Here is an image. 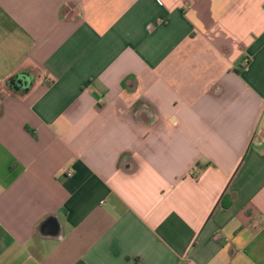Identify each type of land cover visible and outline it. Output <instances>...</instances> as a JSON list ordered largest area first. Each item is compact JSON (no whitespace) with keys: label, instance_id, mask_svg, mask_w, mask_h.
I'll list each match as a JSON object with an SVG mask.
<instances>
[{"label":"crops","instance_id":"obj_1","mask_svg":"<svg viewBox=\"0 0 264 264\" xmlns=\"http://www.w3.org/2000/svg\"><path fill=\"white\" fill-rule=\"evenodd\" d=\"M0 264H264V0H0Z\"/></svg>","mask_w":264,"mask_h":264},{"label":"water","instance_id":"obj_2","mask_svg":"<svg viewBox=\"0 0 264 264\" xmlns=\"http://www.w3.org/2000/svg\"><path fill=\"white\" fill-rule=\"evenodd\" d=\"M18 83H21V81L18 80ZM40 229L42 235L44 236L57 237L59 234V225L57 220L54 218H49L47 221H45Z\"/></svg>","mask_w":264,"mask_h":264},{"label":"built area","instance_id":"obj_3","mask_svg":"<svg viewBox=\"0 0 264 264\" xmlns=\"http://www.w3.org/2000/svg\"><path fill=\"white\" fill-rule=\"evenodd\" d=\"M67 175L70 176V173H68Z\"/></svg>","mask_w":264,"mask_h":264}]
</instances>
